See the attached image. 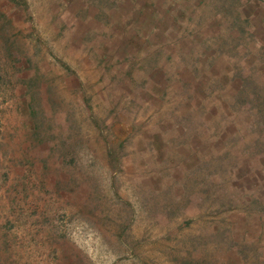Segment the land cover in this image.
Instances as JSON below:
<instances>
[{
    "label": "rangeland",
    "instance_id": "1",
    "mask_svg": "<svg viewBox=\"0 0 264 264\" xmlns=\"http://www.w3.org/2000/svg\"><path fill=\"white\" fill-rule=\"evenodd\" d=\"M63 14L0 16V264H264V89L223 96L226 33L146 52Z\"/></svg>",
    "mask_w": 264,
    "mask_h": 264
},
{
    "label": "crops",
    "instance_id": "2",
    "mask_svg": "<svg viewBox=\"0 0 264 264\" xmlns=\"http://www.w3.org/2000/svg\"><path fill=\"white\" fill-rule=\"evenodd\" d=\"M43 2H46L45 8L42 7ZM60 5L64 13L67 37L70 38V30L75 34L81 33L82 37L89 33L98 34L101 36V45L110 41L108 38L115 33L113 37L116 36V40L124 47L131 42L143 40L146 52L174 47L187 56V47L183 46V42L171 39L172 34L181 32L180 28L187 26L186 38L191 43L190 47L196 49L210 46L217 49L218 45L215 43L205 45L203 41L206 36L226 33L227 42L224 47L228 52L236 54L238 62L235 66L223 69V96L232 98L242 93L251 100V97L258 96L260 90L264 89V0H0V16L3 17V22L6 19L8 27L13 23L20 24L21 20L17 21L12 16L15 12H20L23 16L27 9L49 11V15L45 17L53 20ZM170 21L179 26L177 31L173 30ZM51 24L54 25H51V32L58 33L59 22L52 21ZM116 26H121L122 30H114ZM158 33L162 39L155 41L154 35ZM189 33L193 34L194 40H191ZM93 38L96 40L95 35ZM91 47L95 48V44H91ZM228 54L225 58L231 61ZM211 55L214 56L215 52L209 55L203 54V50L199 52L200 63H203L204 57ZM248 81H253L255 88H259V94L244 88ZM236 82H240L237 88ZM242 111H251L249 101L242 105ZM262 207L264 208V202ZM259 217L264 222V209Z\"/></svg>",
    "mask_w": 264,
    "mask_h": 264
}]
</instances>
